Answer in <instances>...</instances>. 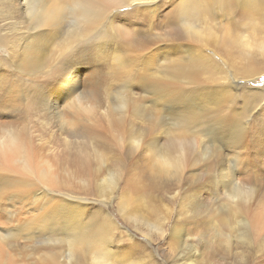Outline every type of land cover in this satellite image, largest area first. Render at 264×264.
Listing matches in <instances>:
<instances>
[{
	"label": "rangeland",
	"instance_id": "1",
	"mask_svg": "<svg viewBox=\"0 0 264 264\" xmlns=\"http://www.w3.org/2000/svg\"><path fill=\"white\" fill-rule=\"evenodd\" d=\"M164 1L158 19L155 17L150 24L162 33L178 29L185 34L176 8L179 0ZM261 2L262 9L255 15L245 12L246 3H234L229 9L214 4L211 13L203 16L207 21L201 26L203 37L193 41L182 38L173 44V53L168 55L172 62L162 61V56L146 59V52L139 48L127 51L118 39L98 62L88 59L90 62L74 63L72 73L76 74L72 76L67 71L61 82L55 83L57 89L46 91L44 98H34L33 92L25 90L29 107L24 106L28 100L19 98L22 92L17 88L7 102L2 101L7 98L0 99V138L21 131L31 144L39 170L37 175L3 173L8 182L5 187L0 180V264H96L107 250L114 258L113 264H187L192 259L198 264H264V232L259 234L263 237L253 234L249 241L241 238V233L251 229L249 220L264 211V148H259L254 137H245L246 131L242 130L258 112L264 114V75L256 81L244 78L242 72L245 74L248 65L244 50L219 49L216 44L222 38L225 44H231L245 36L257 56L252 63L259 61L257 45L264 37V0ZM169 17L172 25L166 23ZM207 31L213 32L210 41L205 37ZM139 36L147 38L145 33ZM115 52L124 54L119 63L114 59ZM186 67L192 71V78H186ZM115 68L123 74L114 79ZM169 78L172 87L161 89L158 82ZM22 81L28 85V81L20 80L21 85ZM75 84L80 85L79 89L68 94ZM246 89L253 96L247 98ZM214 90L228 97L227 105H221V113L215 109L218 101L209 99L206 93H216ZM81 93L85 99L79 97ZM55 94L57 101L61 99L57 108L51 105ZM7 95L10 96L9 90ZM187 98L193 103H187ZM91 104L96 106L95 115L86 114ZM106 110L115 118L122 117V123L110 126L103 118ZM218 113L225 115L227 121L222 115L215 116ZM190 115L194 122L188 125L186 117ZM218 127L232 144L224 141L226 146H219L220 140L214 142L215 148L219 146L224 152L222 157L210 156L214 147L202 148L197 142L201 133L197 132L193 147L196 156L185 157L180 176L163 166V146L170 138L186 137V132L192 138L191 130L195 128L211 133L219 131ZM237 135H244L245 141L236 148L234 145L238 144L231 138ZM204 150H209L208 154ZM77 154L88 157H76ZM49 167L53 183L57 181L53 186L39 179ZM117 172L119 180L111 188L108 179ZM240 188L244 194L249 190L248 198L254 194L249 198L252 210L247 216L230 210V197ZM209 189L216 190L219 199ZM193 197L208 204V208L201 206L205 209L194 217ZM92 215L96 217L97 241L78 250L71 225L80 219L88 221ZM100 227L104 233L99 234Z\"/></svg>",
	"mask_w": 264,
	"mask_h": 264
},
{
	"label": "bare ground",
	"instance_id": "2",
	"mask_svg": "<svg viewBox=\"0 0 264 264\" xmlns=\"http://www.w3.org/2000/svg\"><path fill=\"white\" fill-rule=\"evenodd\" d=\"M261 1L263 0H247V1L179 0V2H177L178 5L176 6V8L179 13L178 15H180V23L185 33L182 35L181 33L183 32L178 31V29L173 30L172 32L169 31L168 33H162L160 31H157V27L154 24L152 25L150 24L151 22L153 23V19H155V17L158 14V11L161 10L160 8L166 2L164 0H0V99L7 98L6 100L4 99L2 100L4 102H7L8 99H11L12 94H15L13 93L15 88H17L19 92H22L21 97L19 98L22 99L26 97L24 99L28 101H25V103L30 102L29 101L30 98L28 99V96H26L27 94L25 95V93H23L25 90H29L33 92L34 98L35 97L40 98V99L44 98L47 95L46 94L47 92L55 91L57 89L55 83L58 84L59 81L61 82V78L65 77L66 74H68L67 71H69L72 74V76L76 74L75 72L72 73L74 69L72 65L74 63L75 64L78 62L80 63L83 60L90 62L88 61V59H90L92 63L98 62L99 60L103 58V56L105 57L107 56V54L110 51V47L112 48L111 43H115L116 40L118 39H120V42L123 46H127V48H125L127 51H131V50L138 51L137 48H139L140 50H144L141 52H144V53L146 52L144 55L146 59L154 60L162 56L163 57L162 61L172 62L173 61L172 58L168 57V55L172 51L171 47L172 48L174 47L173 44L179 43L182 38L189 40V41L190 40L193 41V38L203 37L204 33H203V28H201V26H202V23L207 24V21L205 20V17L203 16H205V13L206 14L211 13L210 10L213 9L214 4H218V6L222 8L226 7L229 9L231 8V5H233L234 3H237L240 6H242V3H246L245 9L248 11H245V12L249 13L250 15L251 14L255 15V13H258L262 9ZM117 18L120 22H122L121 23L122 25L118 21L116 22L115 19ZM156 19L158 18L156 17ZM168 19L169 20H166V23L167 24L170 23L172 25L173 22L170 21V17ZM143 21H145V23L143 25L138 26V24ZM146 22H148V24ZM144 33L146 34L147 38H140L139 35L141 34L142 36V34ZM205 34H206L205 36L206 39L210 41V39L212 38L213 32L207 31V33L205 32ZM244 37L243 36L239 37L238 39H241V41L236 39V41H233V43L231 44H225V40L222 38V39H219L220 41L219 42L217 41L216 44L219 49L228 50L229 48H232L234 51L244 50L242 54L245 55L244 60L247 61L248 65L246 66L245 74L242 72V75L245 76L244 78L249 79V81H256L260 76L264 75V37L258 42V45H257V47L259 48V52H260L259 56L261 58L259 61L254 62V63L252 62L253 60H255L257 56L254 57L255 55L253 53V50L251 49L252 43L248 41L249 38L245 40ZM250 37L254 39L255 35H252ZM114 45L116 46V44ZM154 45H156V47H153ZM117 50L118 48L116 49V51ZM123 55L115 52L114 59L117 60V62L122 61ZM131 55L132 54H130L128 57L130 58ZM200 55L202 56L203 54L200 53ZM133 58L137 59L138 57L133 55ZM123 65L125 66L126 64H123ZM71 66L73 68L72 70H69ZM57 72L61 74L56 75ZM191 73L192 71L186 67V78L187 77L192 78L193 75H191ZM121 74L123 73H122V70L119 68H115L112 70V77H114V79L115 77H120ZM20 80L28 81V85L25 86V82L23 81L21 85ZM158 83L161 85L160 86L161 89H164V88L170 89L172 87V78L165 79L163 82H158ZM79 87L80 85L78 86L77 84H75L73 87H71V90L68 91L69 92L68 94L70 95L74 94L79 89ZM8 90H9L10 96L7 95ZM213 92H216V93H212V91L206 92V93L209 96V99L213 98L214 100L218 101V105H216L218 107H216L215 109L217 110L218 108L219 111L217 112L221 113L222 111L221 105H224V106L227 105L225 101L228 97L222 96V93L217 92L216 90H214ZM27 93L29 94V92ZM244 93L247 96V98L253 96V92L250 90L246 89L244 90ZM232 95L233 94H229V96H232ZM85 96L86 95L81 93L79 97L81 99H85ZM56 98L57 97L55 94L54 101L52 102L53 104H51L53 108H57L61 100L60 99L59 101H57ZM186 102L193 103V99H188L186 100ZM24 106L27 108L29 107V104L26 103V105ZM87 108H90L88 109L89 111L87 110L86 112V110H84L83 108H82V111H85L86 114H93L96 109V106L94 104H91ZM44 111L46 112L47 109ZM260 112H258L256 116L252 117L253 122L252 123L249 122L250 124L249 125L247 124L248 126L246 128H242V130L248 132V135H246V132H245V137L246 136L254 137V139L259 141V144L261 145L259 148L263 149L264 148V114H263V111H260ZM190 113L192 114L193 111ZM190 113L188 112V114ZM221 115L223 117V121L224 122L227 121L226 119L228 118L225 117V115L223 114ZM221 115L218 113L215 116L217 117L219 116L220 118ZM249 116H252V115L250 114ZM192 117L193 116L191 115L190 117L189 116L186 117V124L191 125L189 122L193 120L194 117L193 118ZM259 117H262V118L259 120ZM103 118L108 122L110 126H119L123 120V118L120 116H117V118H115V116L109 110H106L103 113ZM195 120H196V117H195ZM222 127H223V124H222ZM218 130L219 131L214 130L213 132L210 131L211 133H208L205 131V129L195 128V130H191L192 138L188 136L187 132H186V137L177 136V137L170 138V140H168L167 143L165 142V145L163 146V150L166 156V157H161V162L163 166L171 168L172 171L174 170L177 174H179V172H181L182 169H185L184 168V165H186L185 157H191L192 155L193 156L195 155L193 152V147H195L194 143L196 141L194 142V140L198 138V135H199V138L197 142L201 144L200 146H202V148L214 147V151L213 152L211 151L212 153L210 152L211 153L210 156L218 157V158L222 157L224 155V152H222V150H219L220 149L219 146H226V144H229L230 142L222 134V132L220 131L221 129H219V127H218ZM197 132L201 134L196 135ZM243 136L237 135L236 137L231 138L232 141L238 144V145H234L236 146V148L240 147V145L242 147V142L245 141L244 140L245 137ZM216 140H220L222 144L215 148L216 144L214 142ZM224 141L226 142V144H224ZM252 144H254L253 141H252ZM30 145L31 144H29L28 141H26L24 134L21 131H16L15 133L13 132L8 133L2 138H0V180H3L4 187L7 186L8 182L7 183L5 182L6 178L3 173L7 172L11 174L15 172V175H19V176L27 175V174H30L31 172L35 175L39 173V170H36V164L34 161L35 159L32 156L33 151ZM249 148L251 147L249 146ZM208 151H205V154H208ZM36 153L37 152H35V154ZM173 154H176V155L174 156ZM205 154H204V157L206 156L209 157L208 155L205 156ZM77 155L78 156L76 157H88L85 154H77ZM81 159L84 160L85 162L87 161V159H84V158H81ZM207 162L209 161L206 160V163ZM215 162L216 161H213V164H215ZM216 166L218 167V165ZM205 167L203 166L204 169ZM46 168L42 172V177H39V179L52 186L53 184L56 185L57 181L56 183H53L52 181L53 179L51 178L53 177L52 175L53 171L51 170L50 167H49L50 169H46ZM119 177L120 175H118V172L110 176V178L108 179V182L111 185V186L109 185L111 188L117 184ZM200 184H201V181H200ZM238 187L243 188V186H238ZM242 188H240V191L239 190L235 191L233 196L230 197L232 198V203L229 206H231L230 210L232 212L233 211H235L236 213L240 212V213H243L245 216H247V213L250 214L252 210L251 205L248 204L249 198L254 194L252 195L250 194L248 198L247 195H249V190L247 193L244 194L242 191ZM212 189L211 190L209 189V193L214 194V198L219 199L218 192H216V190L212 191ZM195 191L200 192L197 190ZM196 194L200 196L199 194L201 193L199 194L196 193ZM197 199L196 197L195 199L193 197V200L191 202L193 217L195 216V214L201 211L202 209L201 206L208 208L207 206L208 204L206 205L202 203L204 202L203 199L201 200L202 202L199 199L198 200ZM262 207L261 209H263ZM258 212L259 213H255L256 218L253 216L252 219L249 220L250 225H251L250 231L241 233L242 235L241 238L243 239V241H249L252 236L259 235L262 232H264V211L263 212L258 211ZM92 217L93 218L88 220L89 222L83 221L82 219H80V220L74 221L71 225L73 230L75 231V244L78 250H83L84 247L86 246H92L93 242L97 241V226L95 224L96 217H94L93 215ZM106 218H108V216ZM227 220L228 219H226V221ZM197 222L199 223V221ZM101 232L104 233L103 227H100L99 234ZM0 235H1V232H0ZM261 236L263 237V235ZM204 243L207 244L205 241ZM107 252L109 251L107 250ZM107 252H104L99 257V259L96 260V264H113L112 261L114 258ZM243 256L244 255H242V257ZM189 258H191V256L187 257V259ZM187 264H198V260L196 263L194 259H192L191 261H188Z\"/></svg>",
	"mask_w": 264,
	"mask_h": 264
},
{
	"label": "snow or ice",
	"instance_id": "3",
	"mask_svg": "<svg viewBox=\"0 0 264 264\" xmlns=\"http://www.w3.org/2000/svg\"><path fill=\"white\" fill-rule=\"evenodd\" d=\"M60 74H61V73H59V72L56 73V75H60ZM53 78H55V77H53Z\"/></svg>",
	"mask_w": 264,
	"mask_h": 264
}]
</instances>
